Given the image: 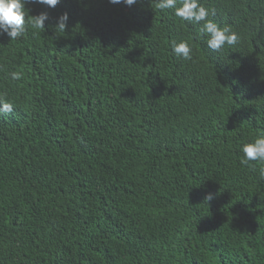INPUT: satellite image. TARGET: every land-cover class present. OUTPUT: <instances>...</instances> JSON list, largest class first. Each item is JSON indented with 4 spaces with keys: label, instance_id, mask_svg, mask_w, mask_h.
I'll list each match as a JSON object with an SVG mask.
<instances>
[{
    "label": "trees",
    "instance_id": "16d2710c",
    "mask_svg": "<svg viewBox=\"0 0 264 264\" xmlns=\"http://www.w3.org/2000/svg\"><path fill=\"white\" fill-rule=\"evenodd\" d=\"M251 2L200 0L239 33L224 51L155 0L25 4L0 35V264H264V162L240 151L264 133Z\"/></svg>",
    "mask_w": 264,
    "mask_h": 264
},
{
    "label": "clouds",
    "instance_id": "9594fccd",
    "mask_svg": "<svg viewBox=\"0 0 264 264\" xmlns=\"http://www.w3.org/2000/svg\"><path fill=\"white\" fill-rule=\"evenodd\" d=\"M251 1L253 2L250 6L259 0ZM60 2L61 0H0V35H6L10 40H16L22 36L25 31L27 16L25 4L36 3L48 8H55ZM108 2L111 4L123 3L131 7L137 3V0H108ZM155 2L159 9H172L174 14L182 20L199 24L202 40L209 51H224L225 48L222 47L225 44L234 45L238 41V31L233 32L232 28L224 27L223 23L219 24L216 20V12L211 15L212 18L214 15V21L208 19L209 10L200 3V0H155ZM48 19V13L41 12L37 16H32L29 23L33 29L42 30L45 28V21ZM68 19L67 12L61 14L56 18L55 27L65 32ZM201 22H203L202 25ZM172 50L177 56H182L186 60L191 59L192 48L187 41L173 42ZM10 76L12 80H19L22 74L14 71L10 73ZM13 107L12 103L0 96V113H9ZM240 151L243 153L241 161L243 164H249L253 161L264 162V133L249 142L242 143ZM259 174L264 177V167L260 168ZM212 198V194H208L205 200L210 201Z\"/></svg>",
    "mask_w": 264,
    "mask_h": 264
}]
</instances>
